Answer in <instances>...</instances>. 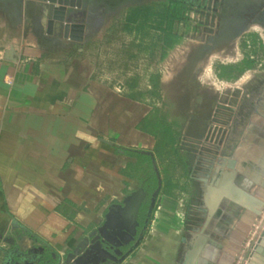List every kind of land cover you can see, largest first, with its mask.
I'll list each match as a JSON object with an SVG mask.
<instances>
[{
    "label": "crops",
    "instance_id": "obj_1",
    "mask_svg": "<svg viewBox=\"0 0 264 264\" xmlns=\"http://www.w3.org/2000/svg\"><path fill=\"white\" fill-rule=\"evenodd\" d=\"M35 4L0 0V263L54 261L98 228L112 203L152 181L141 152L154 158L155 140L137 125L153 107L126 97L117 63L104 60L114 44L107 20L117 13L83 6L74 42L58 23L48 30ZM255 130L249 122L247 136L258 138ZM160 190L149 230L119 264L183 263L186 211Z\"/></svg>",
    "mask_w": 264,
    "mask_h": 264
},
{
    "label": "rangeland",
    "instance_id": "obj_2",
    "mask_svg": "<svg viewBox=\"0 0 264 264\" xmlns=\"http://www.w3.org/2000/svg\"><path fill=\"white\" fill-rule=\"evenodd\" d=\"M147 4L125 8L107 20L106 27L113 35L110 41L114 44L104 57L106 65L112 68L116 63L114 48L120 42L124 46L134 37L122 30L130 11L149 7L151 18L157 23L168 12L162 5L151 1ZM212 23L210 18L187 10L170 25L167 20L155 24L150 31L151 40L160 42V46L155 48L154 64L147 72L144 71L146 62H140L137 67L142 82L148 83L152 77L158 82L160 98L155 100L156 108L179 132L176 149L185 159L186 172L180 178L184 189L178 194V203L186 211L188 226L193 220L203 219L202 209L214 181L228 172L225 165L235 159L236 149L247 137L251 117L254 112H260L257 103L264 100V22L257 21L247 33L232 36L208 49L204 48L203 41ZM166 31L170 36L164 43L159 37ZM229 66L232 67L230 74H223ZM241 68L244 72L235 78ZM157 161L155 158L163 188L165 173ZM169 172L171 179L177 178L174 167ZM263 229L264 210L256 225L257 231Z\"/></svg>",
    "mask_w": 264,
    "mask_h": 264
},
{
    "label": "water",
    "instance_id": "obj_3",
    "mask_svg": "<svg viewBox=\"0 0 264 264\" xmlns=\"http://www.w3.org/2000/svg\"><path fill=\"white\" fill-rule=\"evenodd\" d=\"M31 1L39 3L35 5L46 15L48 30L55 22L60 25L64 39L82 41L84 25L75 17L89 0ZM257 104L264 113V100ZM251 124L260 128L255 130L258 138L249 133L250 136L246 137L244 144L236 149L235 159L225 165L228 172L214 181L205 208L202 209L203 219L189 234V248L182 264H264V229L261 232L256 230L264 210V119L254 114ZM252 130L254 131V127L250 128L251 133ZM141 153L151 158L157 179V186L151 197L153 206L161 188V179L152 154ZM145 198L146 193L142 187L133 190L121 202L112 203L102 224L72 249L60 256H54L52 262L38 260L35 264H102L105 261H110L111 264L121 263L140 244L141 238L124 256L119 250L123 244L135 238L139 225L137 217ZM248 235L250 242L245 251ZM18 259L14 264H34L26 256ZM11 261L12 258L9 257L0 264H11Z\"/></svg>",
    "mask_w": 264,
    "mask_h": 264
},
{
    "label": "trees",
    "instance_id": "obj_4",
    "mask_svg": "<svg viewBox=\"0 0 264 264\" xmlns=\"http://www.w3.org/2000/svg\"><path fill=\"white\" fill-rule=\"evenodd\" d=\"M149 7H142L137 10L130 11L129 17L125 20V24L122 28L123 32L126 34H134L133 39L128 43H124L120 51L115 54L116 69L120 72L119 78H122V86L125 90V96L143 103H148L152 105V111L143 118L137 125V129L151 135L155 140V145L153 148L154 158L158 159V163L161 165L162 172L165 173L164 187H161L160 193L166 195L170 198L177 199L181 192H183L184 185L181 184L180 178L185 176L186 165L185 159L181 156L176 149V140L178 139L179 132L174 127L173 123L167 122L164 118L160 116L158 109L155 106V100L160 98L158 82L152 77L150 82H141V76L137 72V67L140 62H146L144 71L147 72L151 70L154 64V57L156 54L155 48L159 43H154L151 40L150 31L155 25L161 24L164 20L171 24L172 17L169 16L168 12L161 16L158 23L152 20L153 16L149 12ZM167 10V8H166ZM142 11V12H141ZM142 14V15H141ZM140 19V20H139ZM169 24V25H170ZM168 25V27H169ZM170 28V27H169ZM169 30V29H167ZM169 33H167L162 38V40L167 42L169 40ZM164 51H162V55ZM232 67L224 68L223 74H230V69ZM244 72V69H239L235 78L240 76ZM131 73V76H128ZM149 163V168L151 171V177L154 179L153 182H148L144 189L149 193L156 189V175L152 169L150 157L144 156ZM174 167L176 169V179H171L169 168ZM174 180V182H173ZM179 194V195H178Z\"/></svg>",
    "mask_w": 264,
    "mask_h": 264
},
{
    "label": "flooded vegetation",
    "instance_id": "obj_5",
    "mask_svg": "<svg viewBox=\"0 0 264 264\" xmlns=\"http://www.w3.org/2000/svg\"><path fill=\"white\" fill-rule=\"evenodd\" d=\"M150 1L167 8L172 21L182 18L187 10H193V12L210 18L211 21L213 20L211 28H209L210 32L203 41L204 48L208 49L214 48L218 42L225 41L232 36L240 37V35L247 33L257 21L264 22V0H90L84 7L101 10L102 15H107L119 13L121 9L129 7L146 6ZM262 88L264 90V80L262 81ZM154 190L149 193L144 189L146 198L138 213L137 221L139 225L136 228V235L133 241L123 244L119 248L122 256L133 248L138 239L141 238L142 240L149 230L159 195L158 193L153 206H151V197ZM201 221L200 219L199 221H191L190 230L195 228ZM102 264H111V262L105 261Z\"/></svg>",
    "mask_w": 264,
    "mask_h": 264
},
{
    "label": "built area",
    "instance_id": "obj_6",
    "mask_svg": "<svg viewBox=\"0 0 264 264\" xmlns=\"http://www.w3.org/2000/svg\"><path fill=\"white\" fill-rule=\"evenodd\" d=\"M9 80H10V76L9 75H6V76L3 77V82L4 83H8Z\"/></svg>",
    "mask_w": 264,
    "mask_h": 264
}]
</instances>
